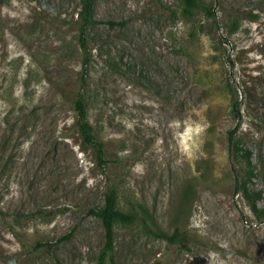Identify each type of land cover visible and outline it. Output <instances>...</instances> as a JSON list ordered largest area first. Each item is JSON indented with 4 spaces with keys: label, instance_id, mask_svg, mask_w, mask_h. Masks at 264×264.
<instances>
[{
    "label": "rangeland",
    "instance_id": "rangeland-1",
    "mask_svg": "<svg viewBox=\"0 0 264 264\" xmlns=\"http://www.w3.org/2000/svg\"><path fill=\"white\" fill-rule=\"evenodd\" d=\"M204 4L213 17L96 0L84 78L81 0H0V264H112L111 191L135 219L115 224V264H264V0ZM82 84L103 169L77 129Z\"/></svg>",
    "mask_w": 264,
    "mask_h": 264
},
{
    "label": "trees",
    "instance_id": "trees-1",
    "mask_svg": "<svg viewBox=\"0 0 264 264\" xmlns=\"http://www.w3.org/2000/svg\"><path fill=\"white\" fill-rule=\"evenodd\" d=\"M185 5V13L193 16L199 11H205L207 17H213L211 9L204 4V0H182ZM96 0H81V10L77 14V25L80 33L78 44L84 55L83 75L84 78L89 75V63L91 59V53L89 50L90 37H92V31L98 25V21L94 15V7ZM238 26L235 30L237 31ZM85 84H82V89L79 92V98L75 102V110L78 114L77 129L82 139L83 146L86 150L94 152L97 162L102 169L107 164L104 145L95 136V130L89 121L88 103L84 95ZM234 111H238V106H234ZM234 132L229 134L228 142L232 147L233 155L243 161L246 164L244 167V180L241 187L237 188V192L241 194L246 201L250 204L251 209L255 214L259 215L257 210V204L260 200H263L261 193H253L248 189L249 182L255 177L252 168V154L248 149H245L238 144L234 143ZM99 218L102 220L105 235H106V251L110 253L111 263L115 264L114 260V227L117 222L124 224H133L135 219L133 216L127 215L117 209V194L115 191H111L105 200V207L98 213ZM155 237L168 242L171 245H176L181 241L180 233L178 229H175L173 234L165 232L159 228L155 231H151Z\"/></svg>",
    "mask_w": 264,
    "mask_h": 264
}]
</instances>
